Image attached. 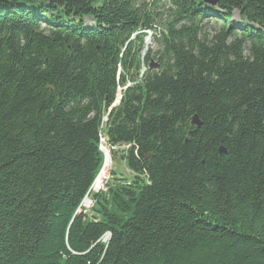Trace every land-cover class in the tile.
<instances>
[{
    "label": "trees",
    "instance_id": "1",
    "mask_svg": "<svg viewBox=\"0 0 264 264\" xmlns=\"http://www.w3.org/2000/svg\"><path fill=\"white\" fill-rule=\"evenodd\" d=\"M208 1L0 0V264H264V0Z\"/></svg>",
    "mask_w": 264,
    "mask_h": 264
},
{
    "label": "rangeland",
    "instance_id": "2",
    "mask_svg": "<svg viewBox=\"0 0 264 264\" xmlns=\"http://www.w3.org/2000/svg\"><path fill=\"white\" fill-rule=\"evenodd\" d=\"M146 1H151L152 2L153 0H146ZM211 26L212 25L208 26L205 29V31L207 29H211L212 28ZM161 29H162V27L160 28V30L158 32H160ZM207 31L209 33L212 32L210 30H207ZM148 36H152L153 37V33L152 32L148 33ZM148 50L149 51L152 50L153 52H156L158 50L157 44L154 41H152V40H146V51H148ZM143 67H145V66H143ZM145 71H146V68H143L142 72H145ZM121 95H122V90L120 89L119 92H118V97H117V101H116L115 105H119L120 98H121L120 96ZM124 150H126V149L123 148V147L116 150L115 160H112V165H111V167H110V169L108 171L107 177H105V180L103 181L102 187L99 189V191L103 190L104 187H105V184L107 182H109V180H110V172L111 171H114L117 175L122 176L125 179H130V180L132 179V177H133L132 173L128 170L127 166L125 165V163L121 159V156H122ZM91 206H92V204L88 208H86L84 206L82 208H84L85 210L88 211L91 208Z\"/></svg>",
    "mask_w": 264,
    "mask_h": 264
},
{
    "label": "bare ground",
    "instance_id": "3",
    "mask_svg": "<svg viewBox=\"0 0 264 264\" xmlns=\"http://www.w3.org/2000/svg\"><path fill=\"white\" fill-rule=\"evenodd\" d=\"M105 155H106L105 163L99 177L97 178L93 186V192L98 191L102 187L103 181L105 180V177H107L108 171L112 165V157L108 150H105ZM88 201L89 198H87L83 203V206L86 208L90 207V203Z\"/></svg>",
    "mask_w": 264,
    "mask_h": 264
},
{
    "label": "water",
    "instance_id": "4",
    "mask_svg": "<svg viewBox=\"0 0 264 264\" xmlns=\"http://www.w3.org/2000/svg\"><path fill=\"white\" fill-rule=\"evenodd\" d=\"M208 3H210V4L213 3V4H214L215 1H213V0H209ZM150 68H151V69H157V68H158V65H157L156 63L152 62ZM120 101H121V99H120ZM119 104H120V103H119ZM114 106L116 107L117 105H114ZM193 121H194V124H195V125H199L198 120H197V117H195V118L193 119ZM102 152L104 153V156H105V150H104V151L102 150ZM105 158H106V156H105ZM98 191H99V190H98ZM98 191H94V192H98ZM90 192H93V187H92V189L90 190ZM87 198H88V197H87ZM87 198H86V199H87ZM86 199H85V200H86ZM88 202L90 203V205L92 204L91 199H89Z\"/></svg>",
    "mask_w": 264,
    "mask_h": 264
}]
</instances>
